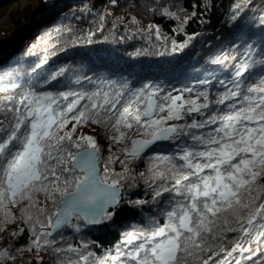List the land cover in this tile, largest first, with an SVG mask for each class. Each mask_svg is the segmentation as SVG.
I'll list each match as a JSON object with an SVG mask.
<instances>
[{
	"label": "snow or ice",
	"instance_id": "1",
	"mask_svg": "<svg viewBox=\"0 0 264 264\" xmlns=\"http://www.w3.org/2000/svg\"><path fill=\"white\" fill-rule=\"evenodd\" d=\"M111 4L116 7L117 0ZM254 7L253 0H234L231 20ZM178 11L183 17L167 7L160 15L179 21L173 31L182 32L196 12ZM258 23L259 39L245 40L242 56L237 49L240 59L232 72L199 79L196 87L166 91L157 83L133 87L126 78L84 77L95 90L41 91L69 71L45 73L47 59L31 69L26 87L14 72L0 74V232L19 220L11 238L28 237L26 245L0 249V264H15L14 252L42 250L55 253L58 264H264V8ZM144 31L168 40L159 26ZM183 47L172 41L173 52ZM227 59L210 62L222 65ZM210 88L216 89L214 99ZM89 124L123 145L124 158L110 156L101 171L97 138H73L77 127ZM160 141L174 151L151 158L148 175L139 174L152 200L125 201L122 190L137 182L126 161L140 159ZM117 162L121 172L111 167ZM122 201L156 205L164 222L151 217L147 228L123 232L115 252L100 256L87 243L59 244L65 230L80 233L113 221Z\"/></svg>",
	"mask_w": 264,
	"mask_h": 264
},
{
	"label": "trees",
	"instance_id": "2",
	"mask_svg": "<svg viewBox=\"0 0 264 264\" xmlns=\"http://www.w3.org/2000/svg\"><path fill=\"white\" fill-rule=\"evenodd\" d=\"M39 1L40 6L24 23L21 35L0 51V74L14 72L17 74V82L26 87L32 75L31 69L47 59L48 63L43 65L45 73L61 67L69 69L65 77L59 78L60 83L53 82L39 89L53 92L95 90L94 85L84 77H92L93 80L98 77L116 80L126 78L133 87H139L143 83H157L166 91L196 87L197 81L205 77L224 78L232 72L233 65L243 55L244 41L259 39L258 18L260 10L264 8V0H253L255 7L250 8L242 19L233 22L231 10L234 0H117L116 7L112 6L111 0ZM235 2L239 3L240 0ZM163 7L178 12L182 17L183 13L179 9L186 10L189 15L196 12V16L183 25L182 32L173 31L179 21L160 15ZM101 14L106 16L103 22ZM130 18H135L136 23H132ZM150 25L159 26L168 40H157L155 35L150 36L144 31ZM249 33H254L251 40H248ZM172 41L177 45L186 44V47L173 52ZM237 49L240 56H237ZM137 50L146 54L139 57L131 55ZM217 56H228L229 59L222 65L211 64L210 61ZM233 56L237 58L231 59ZM77 77H80V83H76ZM97 86L108 87L99 83ZM215 90L209 89L210 99L215 98ZM184 122L169 121L170 124ZM81 134L97 138L101 149V171L103 162L110 156L124 158L120 152L123 145L112 144L102 128L90 124L77 127L73 138ZM172 151V144L162 141L140 159L126 161L133 169L137 182L133 189L123 190L125 201L152 200L151 190L139 179V174L143 172L148 175V169L152 166L151 158ZM111 167L116 172H121L123 165L117 162ZM12 211L19 216L17 208ZM159 211L160 207L151 203L133 207L122 201L113 221L86 227L80 233L65 230L64 239L59 244L67 248L68 244L80 247L87 243L88 250L97 256L114 253L123 232L147 228L151 217H156L163 223L164 219ZM18 226L19 220L7 226V231L0 232V249L9 245L19 248L28 243L27 233L17 240L11 238L10 233L17 230ZM14 255L17 258L15 264H37L38 261L40 264H58V258L52 251L42 250L39 254L14 252Z\"/></svg>",
	"mask_w": 264,
	"mask_h": 264
},
{
	"label": "water",
	"instance_id": "3",
	"mask_svg": "<svg viewBox=\"0 0 264 264\" xmlns=\"http://www.w3.org/2000/svg\"><path fill=\"white\" fill-rule=\"evenodd\" d=\"M21 4V0H0V21L4 17H9L15 27L8 37L0 39V51L4 50L17 40L22 32L24 20L27 21L32 16V13L28 10L29 7L25 6L21 9ZM158 143L159 142H156L154 145L150 146V149L146 150L145 154H147Z\"/></svg>",
	"mask_w": 264,
	"mask_h": 264
},
{
	"label": "rangeland",
	"instance_id": "4",
	"mask_svg": "<svg viewBox=\"0 0 264 264\" xmlns=\"http://www.w3.org/2000/svg\"><path fill=\"white\" fill-rule=\"evenodd\" d=\"M21 9H23L25 6L29 7L28 10L33 14L36 9L40 6V1L39 0H21ZM8 22L6 23L7 25L0 30V39H3L5 37H8L11 32L14 30V24L12 23L11 19L8 17ZM26 20L23 22V26Z\"/></svg>",
	"mask_w": 264,
	"mask_h": 264
},
{
	"label": "bare ground",
	"instance_id": "5",
	"mask_svg": "<svg viewBox=\"0 0 264 264\" xmlns=\"http://www.w3.org/2000/svg\"><path fill=\"white\" fill-rule=\"evenodd\" d=\"M8 17H4L1 21H0V30L2 29V28H4L7 24V22H8ZM23 30V29H22ZM22 33V32H21ZM21 35V34H20Z\"/></svg>",
	"mask_w": 264,
	"mask_h": 264
}]
</instances>
